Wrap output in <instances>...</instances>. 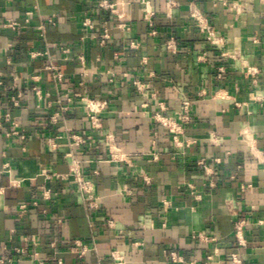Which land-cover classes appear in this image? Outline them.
Masks as SVG:
<instances>
[{"label":"crops","instance_id":"obj_1","mask_svg":"<svg viewBox=\"0 0 264 264\" xmlns=\"http://www.w3.org/2000/svg\"><path fill=\"white\" fill-rule=\"evenodd\" d=\"M111 1L130 29L99 0H0V118L10 113L19 131L0 127V168L12 167L0 177V252L9 257L35 235L40 258L64 264H114V249L126 264H233L242 217L243 264H264V0ZM192 13L213 26V42ZM105 28L111 38L101 45ZM135 80L149 83L178 121L182 100H191L182 142L153 118L161 110L154 101L143 106ZM85 96L109 101L101 128L92 127ZM72 134L86 141L75 145ZM113 144L128 160H109ZM69 152L94 182L97 208L70 174ZM47 167L62 176L39 172ZM77 238L91 246L83 257L70 249Z\"/></svg>","mask_w":264,"mask_h":264},{"label":"built area","instance_id":"obj_2","mask_svg":"<svg viewBox=\"0 0 264 264\" xmlns=\"http://www.w3.org/2000/svg\"><path fill=\"white\" fill-rule=\"evenodd\" d=\"M147 2V0H143V3ZM98 5L100 8L109 10L112 13L116 14L117 20H118V27L122 29H130L131 26L128 22L125 21V13L117 8V4L111 0H99ZM153 15V12L148 10L146 13V19L149 22V26L153 28V22L151 20V16ZM193 17H195L198 20L200 29L202 31L207 32V37L210 41H214L215 38V31L213 26L208 22L207 18L203 15H198L196 13H192ZM49 21H53V18H50ZM83 25L87 29H92L94 27L93 21L91 18H85L83 21ZM153 30V29H152ZM153 32H155L153 30ZM111 38L110 30L109 28H105L102 34V37L100 39V44L104 45L106 44ZM168 48L172 50H176V45L173 40H170L168 42ZM63 52L69 54L71 52V48L69 47H63ZM40 53H36L35 55H38ZM81 62H84V56L80 55L78 57ZM50 68H56L55 65H50ZM225 72V69L223 66L219 67V76H222V74ZM251 72H254V70H251ZM135 87L139 94H141L145 100L143 101V106L147 107L149 106L150 101H154L161 110L159 112H156L153 115V118L163 124L164 126H167L172 132H173V139L176 143L182 142L180 139V136L184 133V123L188 122L192 118V102L189 99H183L181 102V111H180V121H178L176 118L165 114L163 111L166 109L165 103L160 99L158 96V93L156 91H153L150 87V84L147 82H144L142 80H135ZM150 95V96H149ZM85 101V107L87 110V115L91 121L93 128H101V119L100 114L103 112L109 104V101L107 99H101V98H90V97H83ZM14 104H18V100L16 98H12ZM70 100V99H69ZM238 104V103H237ZM239 105V104H238ZM4 122H10L13 125V130H11L8 134L9 135H15L19 134V131L17 130L18 123L16 121H13L11 118L10 113H6L4 116V119L0 118V127L3 126ZM72 137L74 139L75 145H79L81 143H84L86 140L77 134H72ZM112 139V142H114L113 138L109 136ZM110 161H119V160H128L125 153H123L120 148L115 146L114 144L111 146L110 149ZM67 156L71 158L70 163V174L74 176L76 183L78 185V188L84 198L88 201V204L91 208H97L98 207V197L95 196V186L94 182L87 178L82 170L81 167V161L74 158L73 153L69 152L67 153ZM157 157V156H156ZM217 161L219 162L220 159L217 158ZM262 162L264 164V159H262ZM198 164L203 167L207 173H212L213 170L204 159H201ZM11 164L9 162L3 164V166L0 168V177L1 175L5 173L11 172ZM41 174L46 175L48 178L52 177H58L62 176V174L54 171L52 167L42 168L39 171ZM21 180H15L16 184H20ZM44 196L46 198H51L52 192L50 189L44 190ZM199 197V196H198ZM91 200H94V202H91ZM166 206L169 202H165ZM22 208L25 209L26 205H22ZM260 224H264V220H259ZM109 226H114V221L110 220L108 222ZM246 226H247V220L246 218L238 217L235 221L234 226V235H235V247L237 250L233 251L231 253V258L233 264H243V260L241 256L239 255L238 250L242 248H246L248 246V239L246 236ZM16 233L15 228L11 230V240H13L14 235ZM200 238L209 240L206 236L199 235ZM212 240H215V238H211ZM57 246L56 242L50 243L48 246H46V249L55 250ZM43 245L39 241V239L35 236H27L24 239V242L20 245H14L12 249L14 250V254L6 257L4 252H0V264H16V261H21L24 258L34 261L36 264H49L50 260L55 259L56 264H64V261L62 258H56L55 256H48L45 259L40 258V250L42 249ZM71 251L76 253L79 257H83L90 249V244L83 240V239H74L72 241ZM111 257L114 260V264H126L125 257L122 253L119 252V250H111ZM217 254V249L214 251V254H210L208 256V260H212L213 256ZM174 259H179V256H177L174 252L172 253ZM204 264H209L208 262Z\"/></svg>","mask_w":264,"mask_h":264},{"label":"rangeland","instance_id":"obj_3","mask_svg":"<svg viewBox=\"0 0 264 264\" xmlns=\"http://www.w3.org/2000/svg\"><path fill=\"white\" fill-rule=\"evenodd\" d=\"M94 192H95V191H94ZM94 194H95V196L97 197L96 192H95ZM91 202H94V200H91Z\"/></svg>","mask_w":264,"mask_h":264}]
</instances>
